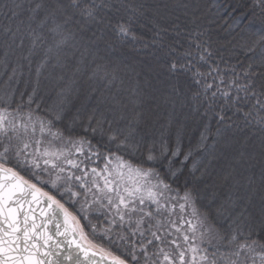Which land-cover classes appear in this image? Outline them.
Segmentation results:
<instances>
[{
  "label": "snow or ice",
  "instance_id": "6c2138e0",
  "mask_svg": "<svg viewBox=\"0 0 264 264\" xmlns=\"http://www.w3.org/2000/svg\"><path fill=\"white\" fill-rule=\"evenodd\" d=\"M171 6L189 8L183 0ZM245 7L262 27L240 46L248 59L243 83L210 63L216 53L201 39L199 17L183 21L186 44L177 47L169 34L181 35L180 17L153 10L150 43L176 79L146 112L138 88L127 97L102 93L93 106L95 89L76 87L89 71L106 91L123 83L117 69L97 62V42L115 50L105 29L119 42H140L143 0L0 3V65L16 58L0 90V264H264V0ZM93 26L95 39L82 43ZM34 63L31 90L13 88ZM42 80L58 89L51 104L40 95ZM250 125L251 135L235 136ZM190 129L199 137L196 155L184 148ZM257 164L258 185L237 167Z\"/></svg>",
  "mask_w": 264,
  "mask_h": 264
},
{
  "label": "trees",
  "instance_id": "16d2710c",
  "mask_svg": "<svg viewBox=\"0 0 264 264\" xmlns=\"http://www.w3.org/2000/svg\"><path fill=\"white\" fill-rule=\"evenodd\" d=\"M2 2L3 0H0V3ZM112 2L115 4L116 0H112ZM143 2L148 6L149 11L146 13V17L138 21L135 25L137 35L142 37L140 42L131 40L119 42L116 37L112 36L111 32L107 31V29H105V39H110L115 43V50L108 49L103 40L97 42L99 47L97 62L107 64L109 70L113 68L117 69L118 76L123 80L122 84L119 80L117 81V87L120 89L119 93H117V87H112L106 91L102 82L89 81L87 75L91 74L90 71L86 75L78 77L76 87H78L82 93L90 89H95V91L91 93L95 97V99L90 101L91 105L96 106V101L102 98V93L105 96L111 93L127 97L130 95L132 89L138 88L144 93V109L147 112L159 103L157 98L161 97L162 94L167 91L168 84L176 79V77L169 78L166 67L168 57L164 55L159 46L150 43L154 37L153 31L151 30L152 25L149 21L153 17V10L157 9L160 13L168 16L169 19H173L177 16L180 17V21L177 22L181 23V35L175 36L174 34H169V38L176 42L177 47H180L181 43L186 44L183 33V21L191 20L193 16L199 17L200 20L198 23L204 31V35L201 39L207 41L216 53L210 63H218L220 65L221 74L224 75L226 79L239 76L240 82L243 83V73L247 68L248 59L240 46L245 40L252 38L253 33L258 32L262 27L261 21L259 19H253L248 12V8L245 7L251 4V0H183V2L189 4V8L187 9L172 7L171 5L175 4L176 0H143ZM166 5H168V7H165ZM185 13H187V15H185ZM109 15L115 17L117 13H109ZM99 27L103 28L104 26L100 25ZM94 31H96V26H93L84 33L85 39L82 43H86L89 38L95 39L92 35ZM97 35H99V33H97ZM145 42L149 43L148 47L142 46ZM69 51L73 50L69 49ZM78 55L77 53V56ZM2 59L3 57L0 55V60ZM90 60L91 57H89V61ZM15 61V57L10 58L9 67L7 69H5L3 65H0V90L4 87V81L11 75V68L16 66ZM22 63L26 65V62ZM93 66L94 65L90 64L89 67L91 68ZM148 66L156 68L159 72V76H156L155 73L149 74L147 71ZM233 68L235 69L234 71ZM20 71L23 72V75H19L18 73L19 82L13 84L12 87L17 88L19 91H30L35 80V63L32 65V75H29L27 67H24ZM67 75L70 76L71 72ZM184 78L185 77H181V79ZM46 85H48V82L42 80L40 95L43 97L46 104H51L56 99V91H58V89H53L50 85ZM193 87L195 88L196 86L193 85ZM16 99H19L18 93ZM216 105L217 107L222 106L219 100L216 101ZM100 107L103 108V105ZM168 107H170V105ZM185 111H187V109H185ZM228 115H232V113L229 112ZM212 128L213 130L215 129V121L212 122ZM253 131H255V128L253 125H250L245 131H236L235 136L242 140L246 134L251 135ZM198 139L197 131L195 129H190L183 142L185 151L191 147L194 155H196L195 144ZM253 143L256 145L255 150L258 154V136L253 137ZM247 151H252V148L248 147ZM224 163L227 164L229 162L226 161ZM237 167L238 172L243 173L244 176H252L257 185L260 183V168L258 164L254 168L247 170H245V167ZM210 171L212 172V176L206 179L208 184L211 185L214 183L212 177L216 176L218 172H222V169L217 167ZM240 179L243 180V176H241ZM45 190L48 189L45 188ZM206 191L210 193L212 188H208ZM218 203L219 201H217V204ZM207 205H209L207 199L198 202V206H200L202 210H204ZM209 217L214 223H219L216 219L215 207L209 208ZM81 223L82 225H86L87 221H81ZM85 231L89 232L90 229L85 228ZM104 243L105 246H107V242L105 241Z\"/></svg>",
  "mask_w": 264,
  "mask_h": 264
},
{
  "label": "water",
  "instance_id": "95a60500",
  "mask_svg": "<svg viewBox=\"0 0 264 264\" xmlns=\"http://www.w3.org/2000/svg\"><path fill=\"white\" fill-rule=\"evenodd\" d=\"M43 207H45V204H41V205L36 209L37 222L40 221V215H39V213H40V208H43ZM49 227H50V228H53V230H54V224H53V225H49Z\"/></svg>",
  "mask_w": 264,
  "mask_h": 264
}]
</instances>
